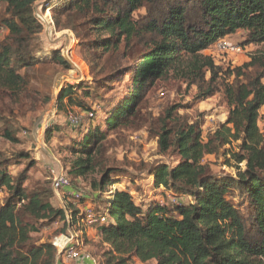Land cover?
Segmentation results:
<instances>
[{
  "label": "trees",
  "instance_id": "trees-1",
  "mask_svg": "<svg viewBox=\"0 0 264 264\" xmlns=\"http://www.w3.org/2000/svg\"><path fill=\"white\" fill-rule=\"evenodd\" d=\"M38 1L0 0L5 5L0 21V93L23 94L25 77L38 64L30 54L31 43L43 27L33 13ZM139 10H144V16L134 20ZM90 12L94 14L88 18ZM51 17L56 29L71 31L80 44L90 34L110 32L108 39L96 37L88 46L93 56L98 57L97 50H118L123 44L121 56L129 60L123 73L129 77L131 91L107 114V130L131 126L146 91L171 74L181 77L188 88L196 87L197 100L220 94L228 108L225 122L207 141L200 123L189 122L177 106L163 110L151 126L157 154L178 157L175 167L158 163L149 168L153 186L175 198H188L189 203L137 204L130 191L113 190L120 180H112V175L118 172L106 169L99 180L88 183V196L71 188L80 195L71 198L67 208L71 226L83 228L82 212L93 208L98 219L93 226L108 246L104 264H128L132 259L155 264H264V137L258 128L264 105V56L222 69L202 55L238 32L246 33V45L264 43V0H63ZM54 62L69 69L59 55ZM22 69L28 71L25 76L19 73ZM74 92V88L61 91L57 108L67 101L89 112ZM82 93L90 97L88 90ZM15 133L5 125L0 137L16 144ZM57 133L58 128L48 127L45 142ZM80 136L68 148L73 159L62 167L70 186L95 171L106 139L99 128L84 129ZM233 143L235 175L212 174L202 164L204 156H217ZM7 157L0 154V264H56L52 242L36 243L32 236L55 223L60 233H66L65 213L52 206V196L56 199L51 188L30 190L26 185L31 162L15 176L6 170L13 160L28 161L27 154Z\"/></svg>",
  "mask_w": 264,
  "mask_h": 264
},
{
  "label": "rangeland",
  "instance_id": "rangeland-1",
  "mask_svg": "<svg viewBox=\"0 0 264 264\" xmlns=\"http://www.w3.org/2000/svg\"><path fill=\"white\" fill-rule=\"evenodd\" d=\"M62 1L39 0L34 5V16L43 26L41 33L35 37L30 46V54L38 64L30 71L27 78L25 77L28 83L23 94L11 96L0 93V133L7 125L15 130L18 140V143L11 144L0 137V154L8 156L7 158H12L11 155L18 153L29 156L28 161L13 160L12 165L6 170L15 176L25 170L27 164L31 162L33 167L28 171L29 181L26 185L30 190H49L51 188L49 168H53L56 172L62 167H67L69 160L73 159L68 148L74 142L81 140L80 135L84 134V129L99 128L105 133L106 139L102 143L97 168L85 180L73 181L74 185L70 188L88 196L90 192L88 183L91 180H99L106 169H112L118 172L112 175V180H120L118 184L113 185V190L130 191L137 204L144 205L154 201L171 207L177 202L189 203L188 198H175L164 189L153 186L149 168L158 163L175 167L178 157L170 153L157 154L156 140L151 136L150 129L156 124L163 110L177 106L179 114L188 118L189 122L200 123L202 137L207 141L227 118L228 108L222 95L217 94L203 101L197 100L196 87L188 88L181 77L171 74L166 81L157 82L154 87L146 91L138 107L137 116L130 120L131 126L107 130L105 125L107 114L113 112L131 91L129 77L123 73L129 66V60L121 56L122 43L119 44L118 50L104 52L100 49L96 51L98 57L93 56L94 51H90L88 46L96 40V37L108 39L111 36L110 32L90 34L87 41L80 44L81 42L71 31L56 29L51 17L52 9L58 7ZM4 11L5 5L0 4V21L5 17ZM93 14L94 12L88 13V18ZM142 16L144 10L133 14L134 20ZM88 22L83 25L86 27L85 31L89 28L86 26ZM245 38L246 33L238 32L224 39L230 45L240 46V53L229 54L211 46L202 55L212 58L214 64L222 69L241 67L250 62L252 56H264V43L246 45ZM58 55L69 65L68 70H64L54 62V57ZM26 72H28L26 69L19 71L23 75ZM205 78L207 80V75ZM68 88H74L75 99L77 96L76 100L84 102L89 112H82L76 105L67 104V101H63L61 109L57 108L59 94ZM83 90H88L90 97L84 96ZM68 114L77 119L78 125L67 122ZM258 119V128L264 137V105L259 111ZM43 124L45 128L42 131ZM50 126L58 128L59 133L53 134L50 143H46L45 132ZM37 144L40 150L35 149ZM236 151V143L227 145L217 156H204L202 164L214 175L233 176L236 172V164L231 152ZM63 194L68 193L63 191ZM107 195H104L105 198H108ZM65 199L62 198V201H66L67 206L73 201L66 196ZM51 203L55 208H59V202L55 201L53 196ZM98 206L104 208L102 204ZM64 234L72 237L71 243L77 247L80 257L85 258L89 255L94 257L97 264H104L103 253L108 246L101 242L94 226L84 225L83 228H79L72 224L68 232L66 230V233H60L59 225H48L32 237L36 243L48 240L53 243L55 238ZM128 264H155V262L141 263L132 259Z\"/></svg>",
  "mask_w": 264,
  "mask_h": 264
},
{
  "label": "built area",
  "instance_id": "built-area-1",
  "mask_svg": "<svg viewBox=\"0 0 264 264\" xmlns=\"http://www.w3.org/2000/svg\"><path fill=\"white\" fill-rule=\"evenodd\" d=\"M225 39V38H224ZM221 39L214 47L217 50H221L223 52H227L229 54H236L241 52L240 46H234L227 43V40ZM259 120V119H258ZM67 122H69L71 125L78 124L77 119L73 116L67 115ZM44 125V124H43ZM41 126V130L43 131L44 126ZM203 140L205 139L202 137ZM36 150H40L41 148L37 144L35 147ZM50 174H51V190L55 197V199L59 202V207L64 211L65 218H66V224H67V232L70 230L71 227V217L70 214L67 211V204L66 202L62 201V198H65L66 194H63V191L65 189H71L69 185V181L63 171V169H60L56 172H54L53 168H49ZM127 191V190H123ZM112 192V191H111ZM70 198L78 199L80 197L79 193L75 190L71 189V193H68ZM98 222V219L96 215L94 214L93 208L87 207L84 209L81 215L80 224L93 226ZM55 225H57L55 223ZM72 237L68 236V234L59 235L57 238H55L52 245L55 247L57 254H56V264H65V262H73L75 260L84 259L83 257L79 256L78 249L75 245L72 243ZM86 259H90L92 264H97V261L92 259L89 256L85 257Z\"/></svg>",
  "mask_w": 264,
  "mask_h": 264
},
{
  "label": "crops",
  "instance_id": "crops-1",
  "mask_svg": "<svg viewBox=\"0 0 264 264\" xmlns=\"http://www.w3.org/2000/svg\"><path fill=\"white\" fill-rule=\"evenodd\" d=\"M66 193H71V189H65L64 190ZM66 198H70V196L68 194L65 195ZM65 199V198H64ZM66 200V199H65ZM57 201V200H56ZM66 202V201H65ZM67 204V203H66ZM89 256V255H88ZM92 259H94V257L90 256ZM95 260V259H94ZM65 264H92L91 260L90 259H77L73 262H65Z\"/></svg>",
  "mask_w": 264,
  "mask_h": 264
}]
</instances>
